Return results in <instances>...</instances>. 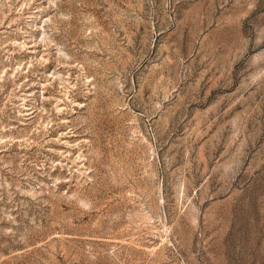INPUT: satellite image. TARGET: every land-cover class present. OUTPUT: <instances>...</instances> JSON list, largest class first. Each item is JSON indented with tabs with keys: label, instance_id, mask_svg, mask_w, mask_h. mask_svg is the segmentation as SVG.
Returning <instances> with one entry per match:
<instances>
[{
	"label": "rangeland",
	"instance_id": "374dc122",
	"mask_svg": "<svg viewBox=\"0 0 264 264\" xmlns=\"http://www.w3.org/2000/svg\"><path fill=\"white\" fill-rule=\"evenodd\" d=\"M0 264H264V0H0Z\"/></svg>",
	"mask_w": 264,
	"mask_h": 264
}]
</instances>
